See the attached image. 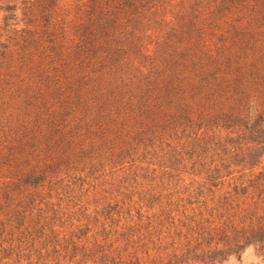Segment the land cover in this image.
<instances>
[{
    "label": "trees",
    "instance_id": "1",
    "mask_svg": "<svg viewBox=\"0 0 264 264\" xmlns=\"http://www.w3.org/2000/svg\"><path fill=\"white\" fill-rule=\"evenodd\" d=\"M249 247L264 261V0H0V264Z\"/></svg>",
    "mask_w": 264,
    "mask_h": 264
},
{
    "label": "rangeland",
    "instance_id": "2",
    "mask_svg": "<svg viewBox=\"0 0 264 264\" xmlns=\"http://www.w3.org/2000/svg\"><path fill=\"white\" fill-rule=\"evenodd\" d=\"M220 264H264V261L259 255L256 254L255 250L252 247H249L242 253V255L238 259L232 257Z\"/></svg>",
    "mask_w": 264,
    "mask_h": 264
}]
</instances>
